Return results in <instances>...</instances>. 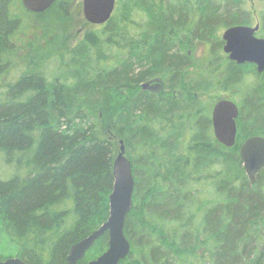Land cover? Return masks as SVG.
I'll return each mask as SVG.
<instances>
[{
    "label": "trees",
    "instance_id": "trees-1",
    "mask_svg": "<svg viewBox=\"0 0 264 264\" xmlns=\"http://www.w3.org/2000/svg\"><path fill=\"white\" fill-rule=\"evenodd\" d=\"M75 1L56 0L47 11L62 27L20 55L26 21L0 0V260L67 264L108 219L121 141L134 190L119 264H264V169L252 185L239 157L264 137V72L230 63L219 36L252 24L245 0H116L106 24L84 22L70 43ZM152 82L169 89H138ZM214 89H241L231 149L199 97ZM107 247L104 234L78 264Z\"/></svg>",
    "mask_w": 264,
    "mask_h": 264
},
{
    "label": "water",
    "instance_id": "water-1",
    "mask_svg": "<svg viewBox=\"0 0 264 264\" xmlns=\"http://www.w3.org/2000/svg\"><path fill=\"white\" fill-rule=\"evenodd\" d=\"M56 0H21L22 7L30 13L46 12ZM116 0H82V14L89 25L102 26L113 15ZM257 27H232L222 34L223 52L238 65L251 64L257 72H264V39L254 36ZM238 107L230 101L216 103L211 112V123L215 140L231 149L236 144ZM239 157L244 173L250 184L256 182L257 174L264 169V137L253 136L246 139L239 148ZM113 187L109 195V216L97 230L87 238L71 247L67 264H78L86 252L104 234L108 236L107 250L87 264H119L127 258L130 245L124 235L125 219L132 203L134 178L131 164L125 156V149L120 142V149L113 163ZM0 264H26L20 258H8Z\"/></svg>",
    "mask_w": 264,
    "mask_h": 264
},
{
    "label": "rangeland",
    "instance_id": "rangeland-1",
    "mask_svg": "<svg viewBox=\"0 0 264 264\" xmlns=\"http://www.w3.org/2000/svg\"><path fill=\"white\" fill-rule=\"evenodd\" d=\"M11 10H13L16 14H20L23 19L26 21L25 27L23 28V34L18 35L20 39L25 41L23 44H20L19 51L20 55L25 54L26 49H23V46L26 47L27 41H31L34 39V35L42 37V29L45 28L47 31H50L52 25L57 28L58 26L62 27L61 25L53 24L56 23L57 20L55 17L59 18L55 12L47 11L44 12L45 15L42 16H33L25 15L21 8V0H12L10 4ZM245 7L246 9L253 14V16L259 17V14L264 10V3L260 2L259 0H245ZM51 8V7H50ZM70 18H68V28L69 32L72 34L73 39L71 38L69 41L70 43L76 40H80L85 31L87 30V26H84L85 19L82 14V0H76L73 3V7L70 9ZM45 18V21L42 20ZM87 23V22H86ZM49 25V27L47 26ZM31 28H28L30 27ZM26 29L28 30L26 32ZM32 29L34 32L32 33ZM224 31H220L219 36L221 37ZM27 38V39H26ZM203 45L198 46V48L194 51L195 57L198 58L200 55L203 54L204 49ZM27 52V51H26ZM246 84V83H244ZM241 89H214L209 90L208 93H204L199 95L200 100L202 101L203 105L207 110H209V115L211 116L212 109L214 105L220 101L227 100L233 102L234 104L240 106L242 93ZM101 119V117H100ZM103 135H105L104 131H101ZM109 135V134H107ZM108 138H113L112 135H109ZM121 142V141H120ZM120 144V143H119ZM119 149H120V145ZM119 153V151H118ZM262 251L264 250V245L261 247Z\"/></svg>",
    "mask_w": 264,
    "mask_h": 264
},
{
    "label": "flooded vegetation",
    "instance_id": "flooded-vegetation-1",
    "mask_svg": "<svg viewBox=\"0 0 264 264\" xmlns=\"http://www.w3.org/2000/svg\"><path fill=\"white\" fill-rule=\"evenodd\" d=\"M243 9L246 10L247 12H249V11L246 9L245 6H244ZM262 12H264V10H263ZM262 12L259 14V17H257V18H256V16H253V14L250 12V13H251V17H252V19H253L252 24L249 25V26H244V25H238V26L248 27V28H252V29H254V28L257 27V30H256L255 33H254V36H255L256 38H258V39H264V38L259 37V31H260V29H261V21H260V17H261ZM238 26H233V27H238ZM230 28H232V27H230ZM225 30H226V29H225ZM225 30H224V31H225ZM221 39H222V36H221ZM223 47H224V43H223ZM223 53H224V52H223ZM224 55L226 56V58L228 59V61H229L230 63H233V64H235V65H238V64H236L235 62L231 61V60L229 59L228 55H226V54H224ZM243 65H245V64H243ZM238 66H239V65H238ZM255 68H256V66H255ZM256 71H257V70H256ZM258 73H259V72H258ZM261 73H262V72H261ZM138 89H149V90H151L152 92L158 93V92H160L161 89H169V88H167L166 86H163L162 83H160V84H154V82H152V83H147V84L145 83V84L141 85L140 88H138ZM171 89H183V88H181V87H178V88H174V87H172ZM172 96H173V97L182 98V97H184V94H183V92H181V91H179V90H176V91H174V92L172 93ZM235 105H236V104H235ZM236 106H237L238 109H239V115H240V107H239L238 105H236ZM238 118H239V117H238ZM237 121H238V119H237ZM237 121H236V125H237ZM11 258H16V257H11ZM7 259H8V258H7ZM4 260H6V259H4ZM4 260H0V262H3Z\"/></svg>",
    "mask_w": 264,
    "mask_h": 264
}]
</instances>
